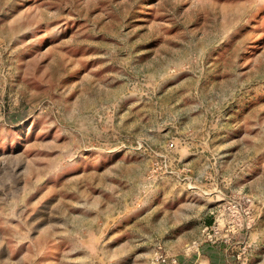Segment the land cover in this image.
I'll return each instance as SVG.
<instances>
[{"label": "rangeland", "instance_id": "374dc122", "mask_svg": "<svg viewBox=\"0 0 264 264\" xmlns=\"http://www.w3.org/2000/svg\"><path fill=\"white\" fill-rule=\"evenodd\" d=\"M0 264H264V0H0Z\"/></svg>", "mask_w": 264, "mask_h": 264}]
</instances>
